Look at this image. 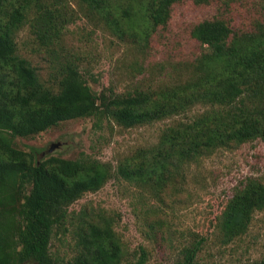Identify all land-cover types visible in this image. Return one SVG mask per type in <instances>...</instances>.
I'll return each mask as SVG.
<instances>
[{
    "label": "trees",
    "instance_id": "16d2710c",
    "mask_svg": "<svg viewBox=\"0 0 264 264\" xmlns=\"http://www.w3.org/2000/svg\"><path fill=\"white\" fill-rule=\"evenodd\" d=\"M179 1L147 4L146 17L154 28L168 24ZM192 1L230 6L239 0ZM34 8L49 28L42 37L58 36L61 17L46 1L0 0V264H123L127 252L115 219L87 206L75 212L71 206L112 179L162 193L185 164L216 148L264 142V19L251 30L235 31L220 16L193 25L191 37L209 50L196 68L198 78L160 92L116 96L96 94L70 62L43 81L17 54L16 33ZM197 104L210 109L194 120L179 119L159 145L140 150L117 168L86 153L75 160H39L35 152L14 144L18 137L30 138L70 120L93 118L97 125L109 121L129 129L188 116ZM257 211H264V183L254 179L237 191L219 218L223 243L245 234ZM68 234L72 255L66 258L52 245ZM205 242L196 238L173 264H201ZM140 252L129 264H146L147 252ZM250 264H264V259Z\"/></svg>",
    "mask_w": 264,
    "mask_h": 264
},
{
    "label": "rangeland",
    "instance_id": "374dc122",
    "mask_svg": "<svg viewBox=\"0 0 264 264\" xmlns=\"http://www.w3.org/2000/svg\"><path fill=\"white\" fill-rule=\"evenodd\" d=\"M60 15V33L43 38L49 28L34 8L16 33L17 54L32 64L43 81L68 62L79 67L91 90L100 95L160 92L167 86L198 78L197 69L208 47L191 37V27L223 17L235 31L251 30L264 19V0L196 4L182 0L173 6L166 26L154 28L146 17L152 0H44ZM256 21V22H257ZM197 73V74H196ZM112 93V94H111ZM197 104L188 116L168 118L135 128L84 118L62 122L30 138L18 137L15 147L69 160L86 153L117 168L149 150L180 121L210 109ZM187 121V120H186ZM213 129V127H212ZM264 183V142L256 139L237 148H216L211 155L185 164L162 193L112 179L101 190L87 193L71 206L89 207L115 219V230L126 249L123 264L147 252L146 264H173L181 250L205 237L201 264H250L264 259V211H257L248 231L224 244L219 218L228 202L250 180ZM71 236L53 240V252L69 258Z\"/></svg>",
    "mask_w": 264,
    "mask_h": 264
}]
</instances>
